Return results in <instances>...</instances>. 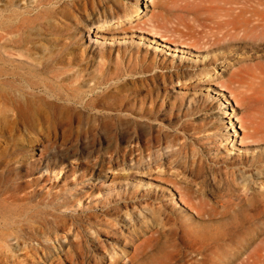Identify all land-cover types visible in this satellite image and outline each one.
Instances as JSON below:
<instances>
[{"label":"rangeland","instance_id":"obj_1","mask_svg":"<svg viewBox=\"0 0 264 264\" xmlns=\"http://www.w3.org/2000/svg\"><path fill=\"white\" fill-rule=\"evenodd\" d=\"M194 4L0 0V264H239L241 243L264 264V142L233 82L264 24L204 45Z\"/></svg>","mask_w":264,"mask_h":264},{"label":"bare ground","instance_id":"obj_2","mask_svg":"<svg viewBox=\"0 0 264 264\" xmlns=\"http://www.w3.org/2000/svg\"><path fill=\"white\" fill-rule=\"evenodd\" d=\"M184 1L187 2L188 0H184ZM194 2L196 3L194 5L200 4L198 12L201 11V13H199L201 15L194 17L192 20L189 19L190 20L189 22H184L182 25H184L183 27L186 30L192 31L194 34L197 33L198 35L202 36V38H200V39H202L203 41L200 39H197L199 36L195 40H200L201 43L203 42L204 45L207 44V45L213 46V45H216L220 42L222 43V41L225 42L226 39L229 37L233 38L232 41L234 40V38H244V40H245L252 35H257V28L261 27V25L264 24V15H258V7H260V5L262 6V4L259 3V0H200V1L194 0ZM189 8H187V9H189ZM189 14H191V13H189ZM195 15H197V14H195ZM171 22H174V21H171ZM161 27H162V25H161ZM176 30H178V28ZM208 33L212 36V37H210L211 39L214 38V41L212 43L209 40H208L209 42H207V40H205V38H207L209 36ZM194 34H192L193 37H194ZM204 34H205V36H204ZM183 36L185 37V35H183ZM255 39H256V37H255ZM200 41H199V43H200ZM253 59H251L252 60L251 63H253L252 66L244 65L242 63V60H239L240 63L238 62L239 63L238 68L233 71V80H234L233 82L235 84L238 83V86L235 85L234 83L233 84H234V86H237V90H238L237 93H239V95H240L239 97H241L242 101L247 100V101H249L248 103L253 104V105H251L252 107L247 104V106L251 107V108L249 107L251 109V111H250V114H249L248 118L246 119V121H244L242 123V128L244 130H246L245 136L247 138L253 140V141L264 142V61L262 60V58H259V57H256ZM230 83H232V82H230ZM34 85H36V84H34ZM37 87H39V86H37ZM33 89H34V87H33ZM230 89H233V88L231 87ZM237 90H233V91L236 92ZM231 93H233V92L231 91ZM93 98H95V97H93ZM102 98H103V96H102ZM235 99H237V98H235ZM238 99L236 102H238ZM87 104H86V106H88ZM94 107H96V105ZM59 111H60V113H62L61 110H59ZM247 114H248V112H247ZM259 162H260V160H259ZM210 170H209V172L205 173V176H207L209 174L211 176L220 177L221 178V179L219 178L220 182L223 185L222 190L228 191V193H230V195L233 194L232 189H231V184H232V182H234V179H235L237 172L235 170H230L228 168H226V170H225V169H220V168L215 169L213 167ZM240 196H242V194ZM220 232L222 233V231H220ZM221 233H220V235H221ZM206 238H208V237H206ZM213 240H215V239H213ZM261 241H260V243L263 242V241L262 242ZM245 243H246V241H245ZM259 246L261 247V245H259ZM226 249H225V251H226ZM240 249L242 251H241V256H240L241 260H240L239 264H246L248 262V261L246 262V260H248L246 258L247 257V252H246L247 245L246 244L243 245L241 243ZM243 249H245V251ZM259 252L260 251H258V253ZM253 254L254 253H252V255ZM253 257H255V256H253Z\"/></svg>","mask_w":264,"mask_h":264}]
</instances>
